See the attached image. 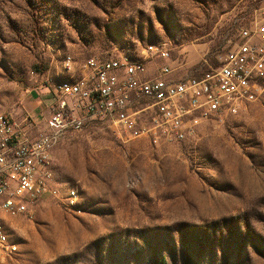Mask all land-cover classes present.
Instances as JSON below:
<instances>
[{"label":"rangeland","instance_id":"rangeland-1","mask_svg":"<svg viewBox=\"0 0 264 264\" xmlns=\"http://www.w3.org/2000/svg\"><path fill=\"white\" fill-rule=\"evenodd\" d=\"M262 2L0 0V115L23 123L34 91L68 76L66 57L79 74L91 58L141 59L154 45L176 79H202ZM49 172L54 198L29 216L15 203L0 212L12 244L0 264H264V87L182 143L119 139L100 123L68 133Z\"/></svg>","mask_w":264,"mask_h":264},{"label":"built area","instance_id":"built-area-1","mask_svg":"<svg viewBox=\"0 0 264 264\" xmlns=\"http://www.w3.org/2000/svg\"><path fill=\"white\" fill-rule=\"evenodd\" d=\"M147 51L142 64L124 58L89 59L83 87L49 91L52 103L44 128L30 115L23 123L0 115V212L15 203L17 211L29 216L39 202L54 198L44 161L68 133L100 123L119 139L144 134L156 143L165 138L182 143L194 123L221 119L231 114L234 103L243 108L245 98L264 87V0L221 66L202 79H176L168 63L170 52ZM156 60L165 64L157 68V75L147 76V66ZM71 66L69 57L65 72ZM214 97H222V105H213ZM0 248L5 253L1 236Z\"/></svg>","mask_w":264,"mask_h":264},{"label":"bare ground","instance_id":"bare-ground-1","mask_svg":"<svg viewBox=\"0 0 264 264\" xmlns=\"http://www.w3.org/2000/svg\"><path fill=\"white\" fill-rule=\"evenodd\" d=\"M147 49H152V53H155V54H164V52H167L166 49L158 48L154 45L148 46ZM147 49L145 50V55L142 57L141 60L134 61L126 57L124 58L125 62L130 63V64H142L148 58ZM70 61L72 62L71 70L68 72H65L68 74V77L64 79V81L70 80V83L68 84H66L65 82L59 83L55 87V90H64V87L66 88V90H76L77 88L83 87L84 83H86V79L89 73V66L85 65L87 64V62L83 65L82 69L80 70V73L76 74L75 62L73 61L71 57H70ZM65 66H69V57H66L63 60L64 71H65ZM49 166H50V154H48V156L46 157L44 161V173L50 174ZM52 183H53V179H52V175L50 174L49 185H52ZM69 196L75 197L76 191L73 189H70ZM0 236H1V245H5V253H3V249L0 248V255H8L12 250V244L10 243L6 224L2 221L1 218H0Z\"/></svg>","mask_w":264,"mask_h":264},{"label":"crops","instance_id":"crops-1","mask_svg":"<svg viewBox=\"0 0 264 264\" xmlns=\"http://www.w3.org/2000/svg\"><path fill=\"white\" fill-rule=\"evenodd\" d=\"M48 88H41L39 90H35L32 95V100L29 103V111L28 114L32 117V119L36 122V124L40 125L41 128L45 127L44 123V115L49 114L50 106L52 103V97L49 94ZM36 131H34V134Z\"/></svg>","mask_w":264,"mask_h":264},{"label":"trees","instance_id":"trees-1","mask_svg":"<svg viewBox=\"0 0 264 264\" xmlns=\"http://www.w3.org/2000/svg\"><path fill=\"white\" fill-rule=\"evenodd\" d=\"M142 59V58H141ZM141 59H132V60H141ZM68 77V76H67ZM67 77H65L64 79H66ZM64 79L60 82V83H62V82H65L66 84H68V83H70V80H65L64 81ZM8 235H9V232H8ZM9 239H10V237H9ZM155 264H166V262H165V259H160V261H158L157 263H155Z\"/></svg>","mask_w":264,"mask_h":264}]
</instances>
